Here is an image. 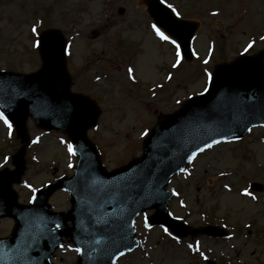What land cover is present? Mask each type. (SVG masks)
I'll return each mask as SVG.
<instances>
[{"label":"rangeland","instance_id":"374dc122","mask_svg":"<svg viewBox=\"0 0 264 264\" xmlns=\"http://www.w3.org/2000/svg\"><path fill=\"white\" fill-rule=\"evenodd\" d=\"M164 1L179 17L198 23L196 57L174 70L171 80L167 73L176 63L174 48L162 44L151 27L145 0H0V70L37 71L39 33L60 30L70 45L72 91L92 96L102 108L99 125L89 136L108 170L141 156L143 141L158 120L204 92L216 65L264 50V0ZM139 46L142 51L131 63ZM129 78L141 79L143 88ZM162 83L164 89H158ZM148 86L155 88L153 97ZM29 131L26 174L14 186L21 204H28L46 184L72 175L76 162L63 134L40 130L32 120ZM20 146L13 128L0 119V170L14 169L12 155ZM251 182L263 189L245 195ZM169 188L176 192L170 203L174 216L194 228L212 221L228 230V236L181 239L161 227L148 229L145 217L153 212H147L136 223L140 248L118 264H264V128L207 151L174 177ZM50 204L54 211H67L70 195L59 191ZM14 226V220L0 219V237L10 235ZM77 257L66 242L53 261L77 264Z\"/></svg>","mask_w":264,"mask_h":264},{"label":"water","instance_id":"95a60500","mask_svg":"<svg viewBox=\"0 0 264 264\" xmlns=\"http://www.w3.org/2000/svg\"><path fill=\"white\" fill-rule=\"evenodd\" d=\"M147 2L151 16L179 39L190 61L196 25L177 21L159 0ZM65 42L60 31L48 30L41 39L43 67L39 72L29 76L0 72V107L16 126L22 142H29L27 119L31 116L40 128L66 133L79 157L75 176L40 191L30 206L18 205L13 190L26 169V146L13 157L16 170L0 173V218L9 216L17 221L12 236L0 240V264H51L50 258L64 236L83 250L81 264H116L121 253L139 245L133 224L147 209L157 210L147 220L148 225H167L177 235L187 236L192 230L169 215L173 194L165 188L171 177L185 170L200 149L209 148L206 145L241 138L252 127L264 125L263 51L218 66L205 95L186 102L152 131L143 158L107 173L96 146L87 138L100 110L89 98L71 92ZM59 188L73 197L67 214L49 210L48 200ZM254 188L259 190L260 186ZM55 225H59L58 231ZM205 232L223 235L214 228Z\"/></svg>","mask_w":264,"mask_h":264},{"label":"snow or ice","instance_id":"6c2138e0","mask_svg":"<svg viewBox=\"0 0 264 264\" xmlns=\"http://www.w3.org/2000/svg\"><path fill=\"white\" fill-rule=\"evenodd\" d=\"M169 8H172V5H168ZM173 11H175V9H173ZM176 15L179 16V13L176 12ZM215 15V13H214ZM156 35L161 39V40H164V41H169L171 44H173L175 46V49H176V52H175V55H176V63L173 65V67H178L181 63V60H182V55H181V51H180V44L175 40V39H171L168 35H166L160 27H157L156 25H153L152 26ZM33 32L36 31L35 28L32 29ZM262 39H264V37H262ZM38 46V45H37ZM249 48L252 47V44H249L248 45ZM247 50V49H246ZM205 64L208 63L207 60L204 61ZM132 72V69H129V73L131 74ZM99 79V77L97 78ZM169 79H171V76H169ZM209 79H211V74H209ZM0 119H3L5 124L8 125L9 128H11V124L8 122V119L7 117H5L3 115L2 112H0ZM144 135H147V132L144 133ZM220 141H214L213 143H219ZM206 147H212V144H208L206 145ZM204 149H200V151H203ZM69 151L71 152L72 151V148L71 146H69ZM195 154H193L194 156ZM192 157H189V160L191 161ZM69 167H72V165H69ZM181 171H184V169H181ZM175 194V193H174ZM245 195H250V193L248 192H245ZM255 198V197H253ZM57 227H59V225H57ZM165 233H168V229L165 228L164 229ZM169 235H171L170 233H168ZM175 239V237H174ZM61 247H64V245H61ZM193 245H189V248H192ZM196 251H199V242H197V245H196V248H195ZM76 252H80L81 250L79 248L75 249ZM121 255H123V253H121ZM206 259V257H205Z\"/></svg>","mask_w":264,"mask_h":264},{"label":"bare ground","instance_id":"6f19581e","mask_svg":"<svg viewBox=\"0 0 264 264\" xmlns=\"http://www.w3.org/2000/svg\"><path fill=\"white\" fill-rule=\"evenodd\" d=\"M231 202H232V201H231ZM237 207H238V206H237ZM241 209H242V208H239L238 211L241 210Z\"/></svg>","mask_w":264,"mask_h":264}]
</instances>
